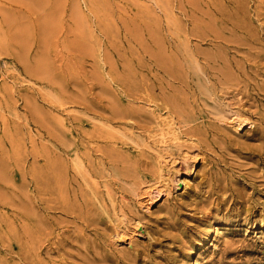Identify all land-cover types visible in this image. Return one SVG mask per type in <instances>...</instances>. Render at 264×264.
<instances>
[{"label":"rangeland","instance_id":"rangeland-1","mask_svg":"<svg viewBox=\"0 0 264 264\" xmlns=\"http://www.w3.org/2000/svg\"><path fill=\"white\" fill-rule=\"evenodd\" d=\"M0 264H264V0H0Z\"/></svg>","mask_w":264,"mask_h":264},{"label":"bare ground","instance_id":"bare-ground-1","mask_svg":"<svg viewBox=\"0 0 264 264\" xmlns=\"http://www.w3.org/2000/svg\"><path fill=\"white\" fill-rule=\"evenodd\" d=\"M186 39V38H185ZM186 41V40H185ZM188 43V42H187ZM173 67V66H172ZM169 68H171V67H169ZM173 70V69H172ZM171 71V70H170ZM171 72H173V71H171ZM222 73V72H221ZM206 104V103H205ZM216 109V108H215ZM217 110V113H218V109H216ZM220 111V110H219ZM221 112H219L218 114H220ZM217 114V115H218ZM221 115V114H220ZM222 117H224L223 115H221ZM227 116V115H226ZM225 118V117H224ZM227 118V117H226ZM234 118H235V120H236V122L233 124V126H237L236 127V130H237V128H239V127H241L243 124H250L251 122L250 121H248V119H246V118H244V117H235L234 116ZM165 119V118H164ZM228 119V118H227ZM172 120V119H171ZM232 121V120H231ZM220 122V121H219ZM223 122V121H222ZM225 122V121H224ZM228 122V121H227ZM227 122H226V124H227ZM175 125V124H174ZM232 125V124H231ZM125 133V132H124ZM167 133V132H166ZM163 135V134H162ZM167 135V134H166ZM163 139V138H162ZM165 141V140H164ZM161 160V159H160ZM187 176V175H186ZM188 178V177H187ZM114 203V202H113ZM120 230V229H119ZM122 232V231H121ZM118 235V234H117ZM119 235H120V232H119ZM118 235V239H120V236ZM124 235H125V233H124ZM121 240V239H120ZM119 240V241H120ZM213 248H215V247H213Z\"/></svg>","mask_w":264,"mask_h":264}]
</instances>
